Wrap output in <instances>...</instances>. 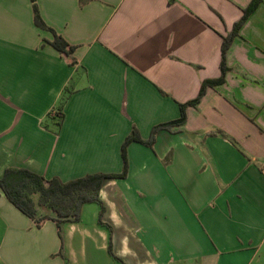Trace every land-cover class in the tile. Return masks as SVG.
<instances>
[{
	"label": "crops",
	"instance_id": "1",
	"mask_svg": "<svg viewBox=\"0 0 264 264\" xmlns=\"http://www.w3.org/2000/svg\"><path fill=\"white\" fill-rule=\"evenodd\" d=\"M250 2L0 0V177L117 176L99 190L111 231L96 209L87 226H37L0 189V264H107L109 241L142 264H264V0L224 82L152 135L219 78L222 39ZM132 134L147 144L124 146Z\"/></svg>",
	"mask_w": 264,
	"mask_h": 264
},
{
	"label": "trees",
	"instance_id": "2",
	"mask_svg": "<svg viewBox=\"0 0 264 264\" xmlns=\"http://www.w3.org/2000/svg\"><path fill=\"white\" fill-rule=\"evenodd\" d=\"M34 2V0H31ZM260 0H251L247 9H245L241 19L234 24L232 32L224 36L221 44V62L220 76L217 79L203 81L195 99L181 104L179 107V116L165 124H160L152 129V135L159 127H169L171 125H182L185 122V108L187 105H197L206 87L215 86L224 82L227 68L225 66V54L230 46L233 37L237 34L239 27L245 21L249 13L257 6ZM34 11H35V5ZM35 24L43 29H48L39 19L37 12H34ZM52 32V31H51ZM53 34L51 44L56 50L67 56L71 53L72 47L58 35ZM61 115V113L58 111ZM131 140H136L147 144L136 135H130L126 138L124 146ZM117 177L115 175L94 174L87 175L72 181L61 183L56 179L45 180L42 176L24 168H7L0 177V189L6 198L23 214L34 220L37 226H40L46 220H53L59 227L62 222H77L79 219L82 204L85 202H95L100 205L97 223L106 227L110 231V226L102 222L103 206L98 198L102 181L108 178ZM44 206L49 209L55 217L43 216L36 218L37 209ZM110 251V242L108 245Z\"/></svg>",
	"mask_w": 264,
	"mask_h": 264
},
{
	"label": "rangeland",
	"instance_id": "3",
	"mask_svg": "<svg viewBox=\"0 0 264 264\" xmlns=\"http://www.w3.org/2000/svg\"><path fill=\"white\" fill-rule=\"evenodd\" d=\"M98 198L99 200L101 201L102 203V199L100 198L99 196V192H98ZM102 206H103V214H104V211H105V206L104 204L102 203ZM97 210V216H96V223H97V220H98V212L100 210V205L95 203V202H85L82 204V207H81V210H80V214H79V219L77 222H81V225L84 226V225H89L88 223L90 222L91 220V212L93 210ZM102 214V216H103ZM104 220H102L103 222ZM106 224V222H104ZM98 224V223H97ZM99 225V224H98ZM108 225V224H106ZM110 226V225H108ZM103 227V226H102ZM111 227H110V231H111ZM110 236H111V233H110ZM110 242V241H109ZM109 242H108V245H109ZM120 245L119 244H116L115 243V248L112 250V247H111V242H110V251L111 252H108V247H107V261L108 263L107 264H128V259H131L132 264H138V261L140 264L142 263H145L143 259H138L136 260V258H132V257H122L119 253L120 251ZM136 261V262H135Z\"/></svg>",
	"mask_w": 264,
	"mask_h": 264
},
{
	"label": "built area",
	"instance_id": "4",
	"mask_svg": "<svg viewBox=\"0 0 264 264\" xmlns=\"http://www.w3.org/2000/svg\"><path fill=\"white\" fill-rule=\"evenodd\" d=\"M59 114V113H58ZM60 115V114H59Z\"/></svg>",
	"mask_w": 264,
	"mask_h": 264
}]
</instances>
